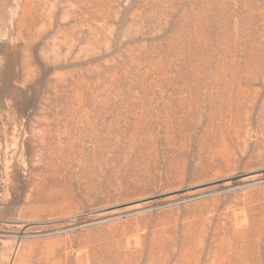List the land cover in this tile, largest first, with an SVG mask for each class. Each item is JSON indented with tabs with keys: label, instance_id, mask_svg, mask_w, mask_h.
<instances>
[{
	"label": "rangeland",
	"instance_id": "obj_1",
	"mask_svg": "<svg viewBox=\"0 0 264 264\" xmlns=\"http://www.w3.org/2000/svg\"><path fill=\"white\" fill-rule=\"evenodd\" d=\"M0 264H264V0H0Z\"/></svg>",
	"mask_w": 264,
	"mask_h": 264
}]
</instances>
